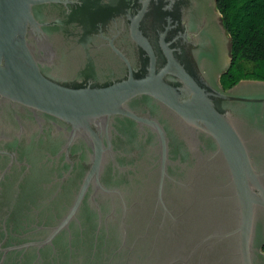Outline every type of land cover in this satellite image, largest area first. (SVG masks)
Masks as SVG:
<instances>
[{
  "label": "water",
  "instance_id": "water-1",
  "mask_svg": "<svg viewBox=\"0 0 264 264\" xmlns=\"http://www.w3.org/2000/svg\"><path fill=\"white\" fill-rule=\"evenodd\" d=\"M231 63L216 0H0V264H264Z\"/></svg>",
  "mask_w": 264,
  "mask_h": 264
},
{
  "label": "trees",
  "instance_id": "trees-1",
  "mask_svg": "<svg viewBox=\"0 0 264 264\" xmlns=\"http://www.w3.org/2000/svg\"><path fill=\"white\" fill-rule=\"evenodd\" d=\"M216 9L232 49L221 85L228 89L241 80L264 81V0H216Z\"/></svg>",
  "mask_w": 264,
  "mask_h": 264
},
{
  "label": "flooded vegetation",
  "instance_id": "flooded-vegetation-1",
  "mask_svg": "<svg viewBox=\"0 0 264 264\" xmlns=\"http://www.w3.org/2000/svg\"><path fill=\"white\" fill-rule=\"evenodd\" d=\"M226 90V89H225Z\"/></svg>",
  "mask_w": 264,
  "mask_h": 264
}]
</instances>
